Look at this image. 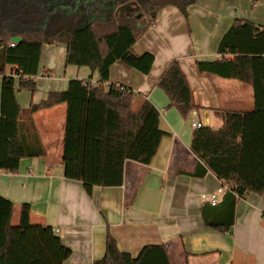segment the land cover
<instances>
[{"label": "trees", "instance_id": "trees-1", "mask_svg": "<svg viewBox=\"0 0 264 264\" xmlns=\"http://www.w3.org/2000/svg\"><path fill=\"white\" fill-rule=\"evenodd\" d=\"M70 4L66 8L65 3ZM0 0V75H3L0 116V170L14 172L25 157L45 153L32 120L40 109L65 103L67 119L63 163L65 176L81 180L88 194L94 186L112 187L124 183L127 160L149 164L161 139L160 111L149 100L135 105L138 93L132 88L109 83L110 68L120 63L144 74L155 62L151 52L138 54L133 45L155 24L158 13L175 6L187 19L189 7L197 0ZM112 2L106 10L103 5ZM134 3L123 15L115 8ZM82 5L85 18L79 13ZM141 13V17L138 14ZM19 36V41L12 38ZM15 45L12 46V43ZM67 45V65L98 71L100 80L71 79L68 88L51 92L27 112L16 97L20 89H35L31 77L39 72L45 44ZM220 60L198 61L200 73L236 79L250 84L254 107L245 112H226L218 128L202 126L193 133L192 151L198 157L193 174L203 177L211 170L231 183L213 219L203 210L205 224L228 231L234 224L236 203L250 192H264V26L237 18L222 37ZM7 65L12 66L6 74ZM18 77V79H17ZM183 115L196 108L193 92L177 59L158 82ZM27 125H30L29 128ZM218 208V207H215ZM14 203L0 195V264H64L72 254L49 225L32 224L30 204L24 203L20 220L12 224ZM94 264H171L163 244L143 247L137 256L119 249L108 234L106 251Z\"/></svg>", "mask_w": 264, "mask_h": 264}, {"label": "crops", "instance_id": "crops-1", "mask_svg": "<svg viewBox=\"0 0 264 264\" xmlns=\"http://www.w3.org/2000/svg\"><path fill=\"white\" fill-rule=\"evenodd\" d=\"M250 2L253 9L248 11ZM259 3L262 6L256 10ZM108 4L102 6L104 10ZM78 7L85 18L82 5ZM237 18L264 26V0H197L189 7L187 19L177 7L168 6L133 45L138 54L155 55L150 73L120 63L111 66L105 85L132 88L139 95L136 104L151 101L160 111V128L167 133L149 164L125 162L121 186H94L88 194L81 180L67 178L63 163L67 105L34 112L31 117L44 155L22 158L17 171L0 170V195L14 203L12 224L19 223L22 205L30 204L31 223L58 229L55 233L72 250L64 264H94L105 254L108 234L120 250L133 256L146 245L163 244L171 264H264V192L240 198L234 224L221 231L205 224L203 210L210 218H220L216 213L224 196L212 206L201 195L218 189L223 180L211 170L203 177L193 174L198 157L191 148L196 130L191 119L218 128L226 112L254 107L250 84L202 74L197 66L198 61L222 58L219 43ZM67 51L63 43L43 46L39 72L31 77L34 90L20 89L17 80L23 124L29 122L27 110L32 104L67 89L71 79L99 82L98 71L67 65ZM175 59L186 74L196 104L187 116L177 106H169L168 95L158 86ZM12 68L7 65V75L14 72ZM2 82L0 75V116Z\"/></svg>", "mask_w": 264, "mask_h": 264}, {"label": "built area", "instance_id": "built-area-1", "mask_svg": "<svg viewBox=\"0 0 264 264\" xmlns=\"http://www.w3.org/2000/svg\"><path fill=\"white\" fill-rule=\"evenodd\" d=\"M14 45H15V42L12 43V46ZM191 126L194 129H198L204 126V124L201 121L192 118ZM231 189H232V184L223 181L222 185L218 187V189L210 193H202L201 197L205 202L209 203L212 206H216L220 203L221 197L224 196L227 191L229 190L231 191ZM54 231L58 232V229H54Z\"/></svg>", "mask_w": 264, "mask_h": 264}, {"label": "rangeland", "instance_id": "rangeland-1", "mask_svg": "<svg viewBox=\"0 0 264 264\" xmlns=\"http://www.w3.org/2000/svg\"><path fill=\"white\" fill-rule=\"evenodd\" d=\"M74 2H73V5H77V2L79 3L80 2V0H73ZM260 2V1H259ZM67 3V2H66ZM251 4H250V7L248 8V11H251L252 9H253V7H252V2H250ZM131 4H133V6H135V4L132 2V3H129V6L131 5ZM81 5H83V4H81ZM114 6V4L111 2V4L109 3L108 5H107V9H109V8H112ZM125 6L126 5H123V6H121V7H119V10H117L116 8H115V13H116V15H118V16H120V15H123V14H125L126 13V11H127V8H128V6H127V8H125ZM261 3H259V5H258V7L257 8H255L256 10H258V9H260L261 8ZM131 7V6H130ZM249 87H251V86H249ZM137 102H135V105H137L138 106V104H136Z\"/></svg>", "mask_w": 264, "mask_h": 264}, {"label": "water", "instance_id": "water-1", "mask_svg": "<svg viewBox=\"0 0 264 264\" xmlns=\"http://www.w3.org/2000/svg\"><path fill=\"white\" fill-rule=\"evenodd\" d=\"M138 17H141V13L138 14ZM21 38L19 36L13 37L12 40L13 41H19Z\"/></svg>", "mask_w": 264, "mask_h": 264}]
</instances>
